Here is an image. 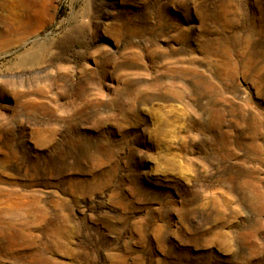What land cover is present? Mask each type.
I'll list each match as a JSON object with an SVG mask.
<instances>
[{
	"label": "rangeland",
	"instance_id": "374dc122",
	"mask_svg": "<svg viewBox=\"0 0 264 264\" xmlns=\"http://www.w3.org/2000/svg\"><path fill=\"white\" fill-rule=\"evenodd\" d=\"M0 264H264V0H0Z\"/></svg>",
	"mask_w": 264,
	"mask_h": 264
}]
</instances>
